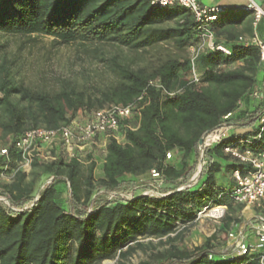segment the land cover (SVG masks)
Returning <instances> with one entry per match:
<instances>
[{
	"label": "trees",
	"instance_id": "1",
	"mask_svg": "<svg viewBox=\"0 0 264 264\" xmlns=\"http://www.w3.org/2000/svg\"><path fill=\"white\" fill-rule=\"evenodd\" d=\"M246 13L245 9H226L213 26L216 45L230 54H200L197 65L203 73V86L197 89L187 86L183 76L190 63L182 55L198 41V26L183 7L161 9L147 0H0L2 34L48 36L62 45L116 44L135 50L169 42L181 54L150 74L111 61L116 80L80 85L65 79L54 93L16 84L9 62L0 55V130L12 156V143L30 129L68 125L80 110L128 105L145 94L138 127L129 129L127 123H122L125 144L108 139L100 179L95 178L97 164L89 154L86 171L77 160L67 162L60 157L51 163L34 164L30 175L19 172L11 185L2 186L0 194L22 211L0 203V264H102L117 258L119 264H131L130 256L146 248L142 239H159L167 247L140 264H260L256 256L220 259L210 240L193 250L179 242L196 223L198 213L232 189L234 181L225 182L233 173L245 169V165L224 154V147L252 140L253 151L264 150V123L260 122L263 102L260 113L246 120L252 126L250 132L233 134L205 151L203 170L194 187L178 192L180 186L172 185L163 191V197L138 194L131 200L95 198L100 190L128 192L153 169L172 184L190 176L200 157L201 139L225 122L237 126V120L248 117L251 111L247 106L254 100L253 91L260 89L258 77L264 66L258 47L238 43L245 35H238L235 27ZM246 33L254 34L249 29ZM236 64L241 66L230 71L222 69ZM156 79L168 91L181 92L173 97L163 95L149 86ZM15 96L20 100L15 101ZM228 115L231 117L226 120ZM175 152L181 159L170 162L167 155L171 154L172 159ZM222 175L229 178L222 182ZM50 177L54 182L39 193L33 207L24 209ZM66 181L71 185L69 209L64 204L63 190L57 187ZM216 203L228 206L220 229L226 231L244 206L233 205L226 195ZM80 205H93V212L87 214Z\"/></svg>",
	"mask_w": 264,
	"mask_h": 264
},
{
	"label": "built area",
	"instance_id": "2",
	"mask_svg": "<svg viewBox=\"0 0 264 264\" xmlns=\"http://www.w3.org/2000/svg\"><path fill=\"white\" fill-rule=\"evenodd\" d=\"M147 1L152 6L161 9L180 6L192 15L198 26V41L190 48L191 59L187 86L201 88L203 86V73L199 71L197 65L200 54L204 51H222L225 54H230L229 50L216 45L213 30V26L227 8L203 6L198 0ZM243 9L253 13L255 27L264 18V10L252 0H249V5ZM238 43L246 47H258L260 62L264 66V41L259 38L257 33L252 36L239 37ZM149 86L169 97L181 92L180 89L168 91L162 86L159 79L151 81ZM144 97L145 94L128 105L116 104L102 108L96 111L91 120L84 124H77L72 121L68 125H61L52 129L43 127L30 129L12 143L14 156H12L9 146H0V191L2 186L11 185L19 172L30 175L34 164L51 163L62 157L67 162L77 160L81 165H84L86 155L92 152V148L98 144L101 137L107 138V140L113 138L119 144L124 145L125 138L121 132L122 123H127L126 127L129 129L138 127L141 110L144 107ZM252 97L264 103V92H261L260 89L254 90ZM230 117L231 115H228L225 119L228 120ZM260 122L264 123V116ZM237 128L232 122H225L201 139L199 151L202 166H204L205 151L228 139L233 134L238 135ZM260 139L261 133L256 140L259 141ZM252 144V140H245L224 147V154L245 165V169L233 173L234 185L232 189L221 194L217 200L208 203L198 213L196 223L208 219L218 226L217 230H220L228 215V206L217 204L216 201L226 195L233 205H242L244 209L238 215L237 220H234L230 228L225 231L229 247L225 251H217L212 247L213 252L224 260L256 256L260 264H264V150L255 152L251 149ZM167 158L170 159L171 154H168ZM12 164H15V167ZM150 175L153 180L151 184L153 190L136 193L135 189L125 193L112 194L110 200L113 201L116 198L131 200L138 194L163 197L162 189L167 187L165 179L156 169L151 170ZM53 182L54 177L48 178L41 186L37 196L24 209L33 207L39 199V193ZM64 183V204L69 209L72 203L71 185L67 181ZM187 188L191 187L189 185L178 187L176 191L179 192ZM100 192L98 191L97 195ZM0 203L13 211H22V209L15 208L8 197L3 194H0ZM80 208L87 214H91L94 209L93 205H80ZM217 230L215 229V231ZM211 257H213V253L210 254Z\"/></svg>",
	"mask_w": 264,
	"mask_h": 264
},
{
	"label": "rangeland",
	"instance_id": "3",
	"mask_svg": "<svg viewBox=\"0 0 264 264\" xmlns=\"http://www.w3.org/2000/svg\"><path fill=\"white\" fill-rule=\"evenodd\" d=\"M1 57H5L10 64V73L12 80L21 87H28L36 91H45L54 93L60 86L61 81L70 79L82 85L84 83H108L117 79L116 73L111 69V61H117L122 65H126L133 70H145L147 73H153L166 60L177 57L179 54L172 43L166 42L158 44L146 49L135 50L132 48L122 47L116 44H59L52 37L36 36L24 37L19 35H8L0 33ZM187 58L189 63L191 59V51L188 48L182 55ZM181 58V62L183 61ZM241 64H236L231 67H225L230 71L234 68L240 67ZM190 68V65H189ZM185 81L189 77V69L183 75ZM15 101H19V96H15ZM24 105V104H23ZM96 111H78L73 121L77 124H84L91 120ZM0 130V146L4 145V138H2ZM104 147H97L96 151L90 153L93 160L97 164L95 169V178L102 177V165L105 155ZM89 155V154H88ZM85 158L83 169L90 164ZM200 158L196 163V170L190 172L183 179L172 184L167 183V187L162 189L166 191L171 186L178 185L180 187L189 185L194 187L200 178L203 170ZM181 156L178 152L173 154L172 159L168 160L178 162ZM221 181L224 182L229 175H222ZM132 179L131 177H127ZM226 178V179H225ZM153 180L151 175L141 177L133 186L136 193L151 191ZM59 190L65 193V183L57 185ZM101 192L96 198L103 201H111L112 194H119L125 192ZM129 192V191H128ZM64 196V195H63ZM83 209H85L83 207ZM212 221L204 219L190 226L187 232L184 233L183 240L179 242L180 246H184L193 250L197 247H202L210 240V245L217 251H225L229 247L226 233L223 230H217ZM215 229L217 231H215ZM166 239H163L165 242ZM141 242L146 245L144 249H138L128 259V263L140 264L141 262L149 261L151 254H156L162 251L165 247L159 239H142ZM102 264H119L118 258L115 260H108Z\"/></svg>",
	"mask_w": 264,
	"mask_h": 264
},
{
	"label": "crops",
	"instance_id": "4",
	"mask_svg": "<svg viewBox=\"0 0 264 264\" xmlns=\"http://www.w3.org/2000/svg\"><path fill=\"white\" fill-rule=\"evenodd\" d=\"M198 1L203 6L225 7L227 9H243L244 7H247L249 5V0H198ZM252 1H254L259 7H261L264 10V0H252ZM253 23H254V15L252 12L248 11V13H246L244 17L242 18L241 24L235 27L236 28L235 32L238 35L240 34V35L247 36L246 29H249V31L251 30L253 33H257L259 38L264 41V18L258 22L256 27L254 26ZM262 69L264 70V67ZM263 70L258 77V80L260 83V89H264V71ZM242 109L245 110L246 106L242 107ZM247 109L251 111L248 117L236 121L238 124L237 125L238 128L236 132L239 135L246 134L252 130V126H248L246 120L260 113V111L262 110L261 102L254 99L247 106ZM97 147H104L106 150L105 155H104V160H103V163H104L105 158L107 156V149H108L107 138L101 137V139H99L98 144L92 148V151L93 149L96 151ZM229 180H233V177H230V179H228V181H226L225 183L228 184Z\"/></svg>",
	"mask_w": 264,
	"mask_h": 264
},
{
	"label": "water",
	"instance_id": "5",
	"mask_svg": "<svg viewBox=\"0 0 264 264\" xmlns=\"http://www.w3.org/2000/svg\"><path fill=\"white\" fill-rule=\"evenodd\" d=\"M201 145H202V143H201ZM202 171H199V174L201 173Z\"/></svg>",
	"mask_w": 264,
	"mask_h": 264
}]
</instances>
